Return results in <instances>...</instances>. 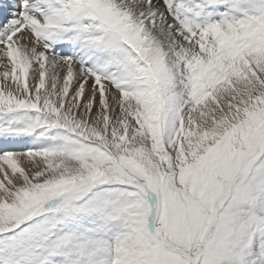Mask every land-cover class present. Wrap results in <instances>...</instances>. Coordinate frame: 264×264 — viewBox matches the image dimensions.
Returning a JSON list of instances; mask_svg holds the SVG:
<instances>
[{"label":"snow or ice","instance_id":"6c2138e0","mask_svg":"<svg viewBox=\"0 0 264 264\" xmlns=\"http://www.w3.org/2000/svg\"><path fill=\"white\" fill-rule=\"evenodd\" d=\"M0 264H264V0H0Z\"/></svg>","mask_w":264,"mask_h":264}]
</instances>
